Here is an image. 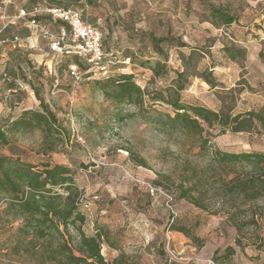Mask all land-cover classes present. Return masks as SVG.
Masks as SVG:
<instances>
[{
  "label": "rangeland",
  "instance_id": "1",
  "mask_svg": "<svg viewBox=\"0 0 264 264\" xmlns=\"http://www.w3.org/2000/svg\"><path fill=\"white\" fill-rule=\"evenodd\" d=\"M58 3L81 10L84 19L103 30L106 48L131 58L123 73L131 74L145 92L144 103L116 109L93 85L97 75L87 77L82 63L81 80L71 78L75 57H56L38 32L9 25L2 33L6 39L21 29L32 31L33 39L19 36V47L6 45L0 58V119L40 111L36 91L54 114L64 141L47 158L42 131L29 129L10 134L0 155L32 165L52 158L71 168L78 202L89 204L81 210L82 231L93 235L98 225L115 241V249L101 246L108 263L124 253L133 264H264V199L251 201L226 188L243 170L219 169L200 151L198 136L172 120V107L151 98L154 91H165L166 98L185 106L231 115L264 113V0H15L7 15ZM211 4L222 6L236 21L212 24ZM38 21L51 33L58 28L45 14ZM151 38L166 39L159 45L162 54L155 53ZM223 47L243 50V58H227ZM156 62L163 65L161 78L151 71ZM16 82L26 88L19 89ZM9 88L21 92H2ZM200 123L208 147L264 153L258 132L232 133ZM136 179L159 187L166 197L150 196ZM189 189L201 206L179 198L180 191ZM13 203L0 190V264H50L45 262L48 245L33 247ZM227 247L233 254H227Z\"/></svg>",
  "mask_w": 264,
  "mask_h": 264
},
{
  "label": "trees",
  "instance_id": "2",
  "mask_svg": "<svg viewBox=\"0 0 264 264\" xmlns=\"http://www.w3.org/2000/svg\"><path fill=\"white\" fill-rule=\"evenodd\" d=\"M4 2L5 0H0V7ZM51 6L74 8L71 5H62L61 3ZM208 12L211 23L214 25L229 26L236 21V17L222 6L211 4L208 6ZM38 16L34 17L37 21ZM47 18L50 20L49 17ZM30 19L31 17L20 20L16 25H29L28 21ZM82 19L84 22L96 26L101 31V50L104 54L109 55L105 61L109 68L107 77L97 78L93 82V85L106 100L115 104L116 109L124 106H142L145 92L135 83L131 74L116 71L117 68H126L121 62L127 58H131L118 56V53L106 48L105 35L101 27L84 19L83 14ZM38 22L41 24L40 21ZM50 22L56 24L58 27L64 26L60 22H53L51 20ZM31 28L33 31L38 32L39 35V30ZM57 31L58 28L52 34L55 35ZM29 32L26 29H21L19 32L13 33L12 37L8 40L12 41L15 37L18 38V43L14 49L19 47L21 41L19 36H25ZM1 38L6 41L4 36L1 35ZM165 41L166 39L164 38H151L152 47L157 55L162 54L159 45ZM222 50L226 57L231 60L239 57L243 58V50H234L230 47H223ZM72 56L75 57V61H73L75 65L80 67L81 63L83 64L87 77L94 75L93 70L88 64L77 56ZM161 67L163 65L159 62H156L152 67L151 71L155 78L162 77ZM5 69H7L6 66L1 69V72L5 71ZM183 74L184 72L178 73V77H182ZM2 76L6 75L3 74ZM201 77L205 82L212 85V81L207 75H201ZM2 81H4V78H0V84ZM177 88L176 92L178 93L183 89V85ZM2 92L16 94L21 91H14L12 88H9L8 92ZM154 92L156 93L151 95L152 101H164L172 107L174 110L172 120L178 121L181 124V129L198 136L200 151L209 155L210 161L214 165L219 169L233 172L237 170V167L243 170L230 180V184L225 183L224 186L226 188L231 186L238 195H243L251 201L264 199V153H230L208 147V141L203 139L201 135L202 126L200 123L203 122L208 126L217 125L222 130L228 128L232 133L255 131L264 137V113L254 110L236 115L217 113L201 106L182 105L178 99L166 98L163 95L165 91ZM34 94L39 101L40 111L26 110L18 117L7 118L4 121L0 119V146L9 145V136L12 133L38 128L42 131L43 142L48 144L47 149L42 152V155L50 158L48 153H52L53 147L62 144L64 139H62L61 127L55 125L57 121L54 114L44 105L36 91ZM0 190L12 197L13 204L16 207V215L22 222L21 228L25 235H30L29 242L33 247L36 244H41L42 247L48 245L49 251L45 262H49L50 264H133L124 253H120L110 263L105 261L101 254V246L105 244L109 248H117L115 241L110 237V233L106 229L96 225L93 235H86L82 231L85 217L81 210L85 206L88 207L89 204L86 202L82 203L81 201L78 202L79 191L74 183L73 171L68 166L57 164L52 158L51 160L42 161L38 165H32L21 162L18 158L14 159L0 155ZM179 198L188 200L196 204V206H201L190 189L180 191ZM229 220L234 221V215H230ZM260 220L264 222V218L262 219L261 216ZM70 228L76 233L74 238L70 235ZM172 230L185 232L184 229ZM185 234L187 233L185 232ZM226 252L228 255H231L233 254V249L227 247Z\"/></svg>",
  "mask_w": 264,
  "mask_h": 264
},
{
  "label": "built area",
  "instance_id": "3",
  "mask_svg": "<svg viewBox=\"0 0 264 264\" xmlns=\"http://www.w3.org/2000/svg\"><path fill=\"white\" fill-rule=\"evenodd\" d=\"M14 0H5L4 4L0 7V19L3 21L0 26V46L5 43L1 38L3 31L9 25H16L18 21L31 17L28 21L29 26L39 30V36L49 41V48L56 56L60 55H74L80 60L88 64L94 72V75L100 77H107L109 68L105 61L109 57L101 50L102 33L94 25L86 23L82 19V11L77 8H66L58 6L41 7L39 5L33 7L30 11L25 9H18L15 15H7V8L13 4ZM45 14L53 22H60L64 26H59L58 31L53 35L47 26L40 24L35 20V16ZM18 43V38L11 41L12 47L15 48ZM125 67L130 65V59H125L121 62ZM125 68H117V72L123 73ZM69 74L75 81H80L82 74L77 65L69 66ZM5 77V76H4ZM19 89L26 87L21 82H16ZM145 188L150 196L164 195L159 187L135 180ZM166 197V195H164ZM166 206L172 212L169 205L170 198L167 197ZM85 208H88L85 206Z\"/></svg>",
  "mask_w": 264,
  "mask_h": 264
},
{
  "label": "crops",
  "instance_id": "4",
  "mask_svg": "<svg viewBox=\"0 0 264 264\" xmlns=\"http://www.w3.org/2000/svg\"><path fill=\"white\" fill-rule=\"evenodd\" d=\"M30 9L29 10H26V11H30L31 10V8L32 7H29ZM25 26H28V27H30L31 28V26H29V25H25ZM27 35V36H26ZM33 33H32V31L31 32H29V34H25V36H26V38L28 39V38H31V39H33ZM10 46L11 48H13L12 47V45H11V41L10 40H8V39H6V41H5V43L0 47V51H1V57H3V53H4V51H5V47H7V46ZM7 60V59H6ZM7 65H9V63H7ZM5 66H6V63H5ZM8 92V91H7Z\"/></svg>",
  "mask_w": 264,
  "mask_h": 264
}]
</instances>
